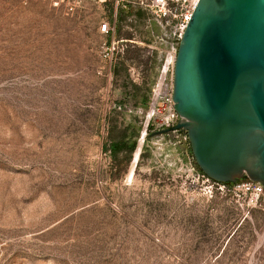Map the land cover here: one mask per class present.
Instances as JSON below:
<instances>
[{"label": "rangeland", "instance_id": "obj_1", "mask_svg": "<svg viewBox=\"0 0 264 264\" xmlns=\"http://www.w3.org/2000/svg\"><path fill=\"white\" fill-rule=\"evenodd\" d=\"M114 13L0 0V264H264V198L203 176L184 133L145 132L168 43L118 9L110 65ZM125 129L132 173L136 150L110 151Z\"/></svg>", "mask_w": 264, "mask_h": 264}, {"label": "water", "instance_id": "obj_2", "mask_svg": "<svg viewBox=\"0 0 264 264\" xmlns=\"http://www.w3.org/2000/svg\"><path fill=\"white\" fill-rule=\"evenodd\" d=\"M173 102L179 122L149 135L184 129L206 176L264 186V0L198 1L177 49Z\"/></svg>", "mask_w": 264, "mask_h": 264}, {"label": "built area", "instance_id": "obj_3", "mask_svg": "<svg viewBox=\"0 0 264 264\" xmlns=\"http://www.w3.org/2000/svg\"><path fill=\"white\" fill-rule=\"evenodd\" d=\"M54 6H64L68 12L83 4L86 1L95 0H46ZM115 7L114 17L111 20H102L99 31L105 35L106 40L100 47L102 59L110 65L116 61L119 45L123 39L117 37V10L129 12L127 19L137 22V11L146 13V22H151L162 28L161 40L168 43L164 55H161L158 78L153 85L151 92L150 114L147 115L146 130L157 131L175 126L180 115L177 113L173 102L174 86V63L178 46L192 17L194 9L199 0H110ZM107 4V0H100ZM136 8V12H131ZM182 134L185 140L189 141L187 131L174 129L169 132L159 133L162 135ZM156 134V133H155ZM205 176V175H203ZM208 179H211L207 176ZM213 180V179H212ZM216 184L225 187L226 185L213 180ZM231 186L248 193L256 201L264 198V186L258 181H242L231 183Z\"/></svg>", "mask_w": 264, "mask_h": 264}, {"label": "trees", "instance_id": "obj_4", "mask_svg": "<svg viewBox=\"0 0 264 264\" xmlns=\"http://www.w3.org/2000/svg\"><path fill=\"white\" fill-rule=\"evenodd\" d=\"M137 12H139V11H137ZM131 138H132V134L128 133L127 129L120 132L118 137L112 136V141H111V145H110V151H111L112 155L116 156L118 152H124L125 154L134 152L136 145L134 143H130ZM189 145H190V143H189ZM190 149H191V146H190ZM191 153H192V149H191ZM192 155H193V153H192ZM196 165H197L199 171L202 173V175H206L203 172V170L198 166L197 163H196ZM223 184L228 185V186L231 185L230 182H226Z\"/></svg>", "mask_w": 264, "mask_h": 264}, {"label": "crops", "instance_id": "obj_5", "mask_svg": "<svg viewBox=\"0 0 264 264\" xmlns=\"http://www.w3.org/2000/svg\"><path fill=\"white\" fill-rule=\"evenodd\" d=\"M145 17H146V13L144 11L140 10L139 12H137V18L139 19L141 24H145V23L147 24ZM147 46L150 47L149 45H147ZM151 47L153 48V46H151ZM157 50L158 51H156V52L159 53V55L157 57H158V60H160L161 55H164V53H166L167 48H166V46H162L161 48L158 47ZM159 63H160V61H159ZM159 65L160 64H158L157 72H159ZM140 105H141V103H140Z\"/></svg>", "mask_w": 264, "mask_h": 264}, {"label": "bare ground", "instance_id": "obj_6", "mask_svg": "<svg viewBox=\"0 0 264 264\" xmlns=\"http://www.w3.org/2000/svg\"><path fill=\"white\" fill-rule=\"evenodd\" d=\"M143 142H144V140H143V138H141L140 141H139V144L137 146V150L135 149L136 151L134 153V160H133V163H132V166H131V173L133 172L134 167H135V165H136V163H137V161L139 159Z\"/></svg>", "mask_w": 264, "mask_h": 264}, {"label": "flooded vegetation", "instance_id": "obj_7", "mask_svg": "<svg viewBox=\"0 0 264 264\" xmlns=\"http://www.w3.org/2000/svg\"><path fill=\"white\" fill-rule=\"evenodd\" d=\"M239 180H241V179H239Z\"/></svg>", "mask_w": 264, "mask_h": 264}]
</instances>
